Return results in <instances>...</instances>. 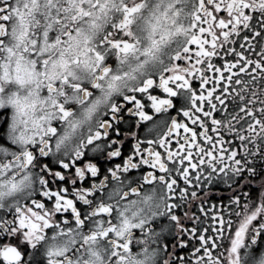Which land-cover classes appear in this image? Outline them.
Masks as SVG:
<instances>
[{"label": "snow or ice", "instance_id": "1", "mask_svg": "<svg viewBox=\"0 0 264 264\" xmlns=\"http://www.w3.org/2000/svg\"><path fill=\"white\" fill-rule=\"evenodd\" d=\"M0 264H264V0H0Z\"/></svg>", "mask_w": 264, "mask_h": 264}]
</instances>
